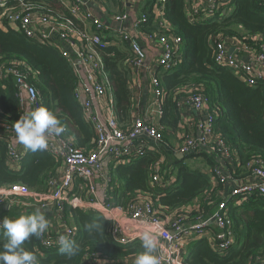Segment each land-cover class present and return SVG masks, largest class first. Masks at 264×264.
<instances>
[{
    "label": "built area",
    "instance_id": "built-area-1",
    "mask_svg": "<svg viewBox=\"0 0 264 264\" xmlns=\"http://www.w3.org/2000/svg\"><path fill=\"white\" fill-rule=\"evenodd\" d=\"M7 1L0 0V8H4L3 20L8 28L21 32L36 43L56 48L71 66L78 79L74 98L81 106L84 120L95 134V142L91 150L84 152L63 134L50 136L46 150L60 159V178L51 177L48 181L50 189L42 192L20 184L0 186V220L19 216L1 212V206L5 207L6 204H12L19 210L28 205L40 209L50 223L47 231L39 238V244L45 248H58L60 235L74 240L77 238V229L65 223L66 206L96 212L109 220L110 236L118 244L140 240L144 231H153L159 241L155 254L161 264H189L184 261V255L188 247L199 238H207L209 248L219 255L233 248L236 239L227 201L236 197L240 200L254 193L264 196V161L258 156H252L241 165L237 150L215 132L218 110L210 109L207 96L196 86H189L186 93L176 100L183 126L173 146L164 139L161 127L152 120L158 119L161 114L162 90L155 72L158 68L167 70L177 65L181 38L171 32L157 35L141 32L137 28L152 20L168 31V23L164 19L166 0H154L150 13L139 11L131 23L126 11L128 0H120L123 11L109 15L115 27L105 23L87 7V3L91 2L103 9V0H70L68 6L61 3L72 17L83 24L84 30L81 32L71 29L70 21L57 23L51 15L38 11L36 6L24 0H17L18 7L13 9L6 7ZM133 1L140 3L141 9L143 0ZM230 1L190 0L187 19H207ZM260 1L264 4V0ZM139 33L156 48V58L147 66L153 99L144 113L134 114L131 124L120 128L114 115L113 95L107 83L102 57L94 46L107 48L117 40L128 50L132 55L129 64L132 88L147 58ZM108 37L109 41H105ZM245 40L217 35L210 43L213 61L217 66L232 70L237 79L247 86L264 84V43L252 35L245 37ZM230 49L232 52H229ZM244 51H250L248 58L241 55ZM32 73L25 62L17 59L8 60L0 66V79H10L16 87L18 119L41 105L39 93L30 82ZM0 131L1 134L14 133V124L9 125L0 120ZM5 141L6 165L10 170L19 171L27 149L19 143H13L12 139ZM149 151L159 154L152 166L151 183L160 182L161 165L165 159L163 153L167 151L182 157L201 153L213 157L211 186L221 187L216 191V202L207 217L187 221L185 215L181 214L176 220L165 221L147 195L140 194L125 207H121L105 194L111 181L109 164L129 162L145 156ZM240 165L246 169V173L242 174ZM77 177L82 181L79 186L75 183ZM227 185L230 188L224 189ZM82 188L86 190L84 193ZM209 195L207 193L206 197ZM195 207L197 200L189 208ZM47 212L52 217H48ZM126 259L112 260L98 252L86 251L80 264H126ZM253 264H264V255L254 258Z\"/></svg>",
    "mask_w": 264,
    "mask_h": 264
},
{
    "label": "trees",
    "instance_id": "trees-1",
    "mask_svg": "<svg viewBox=\"0 0 264 264\" xmlns=\"http://www.w3.org/2000/svg\"><path fill=\"white\" fill-rule=\"evenodd\" d=\"M154 0H143L141 13H150ZM36 6L38 11L51 15L55 22L70 21L71 29L84 30L82 23L72 17L58 0H24ZM17 0H8L7 8H17ZM109 15L122 12L120 0H103ZM4 8H0V23L3 24ZM184 0H166L164 19L168 31L149 20L138 26L141 32L157 35L171 32L181 38L178 63L171 69L158 68L155 72L162 90L161 114L158 126L163 134L176 133L181 123L176 100L184 95L189 86H196L205 93L210 109H217L214 129L231 147L235 148L241 165L252 156L264 161V84L247 86L241 83L232 70L217 66L213 61L210 45L217 35L245 40L255 35L264 43V4L260 0H231L207 19L189 21ZM221 14V15H220ZM5 23V22H4ZM109 41V37L104 39ZM101 54L103 69L114 100V115L120 128L132 122L134 98L131 88L130 61L132 55L117 40L107 48L94 46ZM11 59L25 62L33 71L30 82L39 93L40 106L48 108L62 122L63 133L74 145L84 152L92 149L95 134L84 120L81 106L74 98L78 79L67 60L58 50L47 44L27 39L21 32L2 30L0 26V66ZM16 87L10 79H0V120L13 125L18 120ZM166 140V139H165ZM172 149V147H171ZM161 180L151 183L152 166L159 154L149 151L145 156L129 162L109 164L111 181L105 191L112 201L125 207L140 194L147 195L160 211L165 221L178 219L181 214L187 221L207 217L216 202V191L220 185L211 187L208 175L200 169L183 165L188 155L178 159L171 152L163 153ZM200 155V154H199ZM204 161L209 168L213 159L205 153ZM59 161L47 150L30 152L19 171L10 170L6 165V141L0 131V186L20 184L34 191H48L49 179L55 176ZM173 165L177 167L175 170ZM242 174L246 169H242ZM164 182H168L164 184ZM82 184L80 178L75 180ZM85 188L81 191L84 193ZM209 193V197L206 194ZM197 200V207L189 208ZM229 214L233 220L236 243L226 254L219 255L209 248L207 238H199L188 247L184 261L189 264H253V259L264 255V196L256 193L243 198L227 201ZM5 210L4 208H2ZM64 220L77 229V256L68 258L58 248H45L39 239L32 238L26 243V250L38 257V264H80L86 251L98 252L112 259H126L143 252L141 240L128 244H118L110 236V222L102 215L66 206ZM103 220L104 231L96 235L86 229L91 221ZM0 230V242L5 240ZM242 243L239 246V242ZM2 250V249H0Z\"/></svg>",
    "mask_w": 264,
    "mask_h": 264
},
{
    "label": "clouds",
    "instance_id": "clouds-1",
    "mask_svg": "<svg viewBox=\"0 0 264 264\" xmlns=\"http://www.w3.org/2000/svg\"><path fill=\"white\" fill-rule=\"evenodd\" d=\"M65 131L61 120L44 106L20 116L14 124L17 142L33 153L46 150L48 138L53 135L60 136ZM49 223L40 209L27 215L0 220V229H3V235L6 237L0 242V264H38L37 255L26 250L25 245L32 238L39 239L49 228ZM85 227L98 236L104 231L103 220L91 221ZM140 240L143 252L135 257L134 264H161L155 254L159 247L157 235L146 230ZM58 250L62 255L72 258L78 255L79 245L69 236L60 235Z\"/></svg>",
    "mask_w": 264,
    "mask_h": 264
},
{
    "label": "crops",
    "instance_id": "crops-1",
    "mask_svg": "<svg viewBox=\"0 0 264 264\" xmlns=\"http://www.w3.org/2000/svg\"><path fill=\"white\" fill-rule=\"evenodd\" d=\"M64 6H68L69 5V2L70 0H59ZM126 11L127 13L129 14V23H131L132 19L135 18V16H137L138 12L140 11V3H136L134 2L133 0H128L127 1V4H126ZM87 7L98 17H100L103 21H105V23L109 24L111 27H115L116 24L113 23L112 21H110V17H109V13L107 12L106 8L104 7L103 9L96 6L94 3H91V2H88L87 3ZM184 7L185 9H189L190 7V0H184ZM130 26V24H128ZM0 26L2 28V30H7V29H10L8 28L7 24L3 22L0 23ZM139 39L143 45V47L145 48L146 50V53H147V58H146V61H145V67L141 68L139 70V73L135 79V82H134V85L132 87V92H133V98H134V107H133V111H132V116L134 114H137V113H144L146 111V109L148 108L149 106V103L151 102V100L153 99L152 97V94H151V90H150V85H149V72H148V69H147V66L148 64L151 62L152 59L156 58L155 57V54H156V48L153 46L152 43H149L141 33H139ZM231 52H232V49H230ZM229 50V51H230ZM235 53V52H234ZM241 55L245 58H248L249 55H250V51H244L243 53H241ZM156 125H158V119L155 118L152 119ZM181 126H183V121H182V118H181V123L179 125V128L177 130L176 133H170V134H163L164 135V139H166V141L169 143L170 146H173L175 143H176V140H178L180 134H179V130L182 128ZM7 133H3L1 134V136H3V139L6 140V139H12L13 143H17V140H16V136H15V133H11V134H7ZM177 157V156H176ZM178 159H182L181 157H177ZM60 165H59V168L57 170V173H55V176H57V178H60V175H61V172H62V163L60 161L59 158H56ZM204 174H207L208 171H202ZM211 181V179H209V182ZM211 183V182H210ZM230 188L229 185H227V187H225L224 189H228ZM25 201H28V200H25ZM1 208H4L5 210L2 209L1 212L3 213H10V214H13V215H20V214H23V215H27V214H30V213H33L36 208L33 207V206H27L26 208H22V209H16L14 208V206L12 204L10 205H5V207L1 206ZM47 215L48 217H52V215L47 212ZM54 224H55V221H54V218H52ZM134 260H135V257L133 256H129L127 257V259L125 260L126 261V264H134Z\"/></svg>",
    "mask_w": 264,
    "mask_h": 264
},
{
    "label": "rangeland",
    "instance_id": "rangeland-1",
    "mask_svg": "<svg viewBox=\"0 0 264 264\" xmlns=\"http://www.w3.org/2000/svg\"><path fill=\"white\" fill-rule=\"evenodd\" d=\"M211 157V156H210ZM213 159V157H211ZM183 165L184 166H188L192 169H200L202 171H208L206 175H208V178L210 179L211 177V173H212V166L209 168V166H207L205 164V161H204V156L203 155H198L197 157H189V158H186L184 161H183ZM173 168L176 170L177 167L173 165ZM212 187V186H211ZM242 243V239L240 240L239 242V246L241 245ZM237 246V245H235ZM234 246V247H235ZM238 247V246H237ZM236 248V247H235Z\"/></svg>",
    "mask_w": 264,
    "mask_h": 264
},
{
    "label": "bare ground",
    "instance_id": "bare-ground-1",
    "mask_svg": "<svg viewBox=\"0 0 264 264\" xmlns=\"http://www.w3.org/2000/svg\"><path fill=\"white\" fill-rule=\"evenodd\" d=\"M253 37L257 38L259 41H261V38L255 35H252Z\"/></svg>",
    "mask_w": 264,
    "mask_h": 264
},
{
    "label": "water",
    "instance_id": "water-1",
    "mask_svg": "<svg viewBox=\"0 0 264 264\" xmlns=\"http://www.w3.org/2000/svg\"><path fill=\"white\" fill-rule=\"evenodd\" d=\"M229 52H231V50ZM6 136H7V134H6ZM177 157H181L182 158V156H180V155H178Z\"/></svg>",
    "mask_w": 264,
    "mask_h": 264
}]
</instances>
